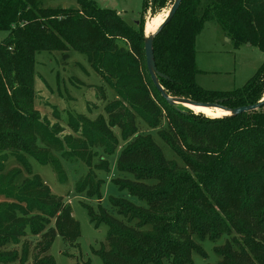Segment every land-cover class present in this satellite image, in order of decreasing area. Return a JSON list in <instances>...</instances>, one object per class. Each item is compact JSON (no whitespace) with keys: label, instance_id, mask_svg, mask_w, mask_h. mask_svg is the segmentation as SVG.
Segmentation results:
<instances>
[{"label":"trees","instance_id":"1","mask_svg":"<svg viewBox=\"0 0 264 264\" xmlns=\"http://www.w3.org/2000/svg\"><path fill=\"white\" fill-rule=\"evenodd\" d=\"M173 2L143 0L140 19L129 24L92 0H78L76 10L45 9L38 0H0V32L7 33L0 42V264H21L26 259L27 250L18 254L7 246L27 235L40 237L32 264H54L47 253L56 237L68 243L79 238L70 207L38 176L17 186L20 170L8 179L1 175L6 155L14 156L29 175L26 157L41 166L50 164L63 181L60 163L49 159L52 151L70 162L85 161L89 155L88 161L89 149L111 154L118 144L115 129L127 142L117 159L118 171L133 179L113 183L145 207L111 198L110 206L121 220L100 206L96 211L85 207L95 228L107 226L103 244L93 251L103 264H192L193 252L206 258L193 236L215 244L231 230L239 239L232 237L214 249L220 258L216 264H263L264 105L237 117L195 121L190 112L180 110L182 106L171 107L161 98L146 69L142 25L147 10L166 5L170 9ZM209 21L234 48L251 45L264 54V0H182L153 41L156 70L163 76L159 85L171 98L221 102L229 110L257 104L264 98V63L239 90L213 92L196 84L195 43ZM69 50L85 56L100 79L98 89L105 87L112 95L105 117L91 122L97 136L86 132L87 143L71 149L38 119L33 91L35 55L62 52L66 61ZM163 113L177 126L158 137L185 164L189 157L206 167L209 184L198 181L209 204L201 191L189 195L187 189L195 185L165 159L150 135H137L139 122L157 130ZM134 135L135 141L129 142ZM98 168L106 171L107 164L101 160ZM87 185V195L98 197L100 182L90 173L78 182L77 192H84Z\"/></svg>","mask_w":264,"mask_h":264},{"label":"rangeland","instance_id":"2","mask_svg":"<svg viewBox=\"0 0 264 264\" xmlns=\"http://www.w3.org/2000/svg\"><path fill=\"white\" fill-rule=\"evenodd\" d=\"M38 1L45 9H78V0ZM92 1L100 8L114 10L129 24L140 19L143 0ZM168 11L169 5L160 10H147L143 17L142 25L144 39L154 32L164 20ZM6 37V32H0V42ZM224 37L222 32L217 29L215 23L211 21L204 24L200 34L197 36L195 63L199 73L195 78V82L206 91L229 93L242 89L264 63V54L256 47L241 45L234 48ZM67 54L69 57L66 61L62 59V52H41L35 55L33 91L35 93L34 109L39 115L38 119L51 131L57 140L62 144L66 143L71 149L77 143H87L86 132L97 136L95 126L91 122H94L100 116L105 117L104 108L111 102L112 95L105 87L104 90L98 89L102 86L100 79L89 66L83 54L72 50H69ZM180 110L190 112L195 121L208 117L226 116L223 112H219L220 115L217 116V112L205 115L184 107H180ZM138 124L137 135L141 137L150 135L161 148L165 159L171 160L181 173L189 179L190 184L195 185V189H187L189 195H198V191H201L199 195L202 196L204 192L200 189L201 185L198 179L209 184L206 167L196 164L189 157H186L188 163L185 164L158 137V134L167 136L169 128L177 126L173 118L169 114L163 113L161 125L157 130H148L142 123L139 122ZM113 132L118 144L111 154L104 153L102 148L86 149L88 152L91 151L88 161L89 155L85 157V161L76 158L75 161L70 162V160L63 159L61 152L52 151L49 159L51 162L58 160L60 163L65 174L63 181L57 178L50 164L41 166L29 157H26V161L31 167V175L27 174L14 156L9 153L1 162L3 168L1 175L4 178L8 179L13 172L20 170L21 174L14 181L15 185L18 186L22 182L31 181L34 176H38L52 195L61 197L64 203L70 207L71 215L79 225V238L76 242L72 241L70 243L60 237L55 238L47 253L53 259L54 264H103L93 251L103 244L107 226L100 224L98 228H95L90 222L85 207L96 211L97 207L100 206L119 220L121 218L116 215L110 206L109 200L111 198H122L135 206L145 207L143 202L135 197H130L126 191H119L113 183L116 179H133L131 175L118 171L117 159L127 142L121 139L119 130L115 129ZM135 136H132L129 142L135 141ZM66 149L65 151H67ZM101 160L107 164L106 171L98 168ZM89 173L95 177L96 181L100 182L98 197L96 198L95 196L87 195V191L90 189L89 185L82 193H78L76 190L78 182H83ZM148 184H153V182H148ZM205 199L209 204V198L206 196ZM232 237L239 239L235 231L231 230L229 235H223L214 244L208 239L200 242L199 239L193 236V241L200 245L206 254V258H201L200 255L193 252L190 257L191 263L216 264L220 258L214 249L223 245ZM39 241L40 237L27 235L19 240L17 244H9L7 249L16 250L18 254L21 250L24 252L27 250V257L21 264H32L37 252L35 247ZM40 257H43V255H40Z\"/></svg>","mask_w":264,"mask_h":264},{"label":"water","instance_id":"3","mask_svg":"<svg viewBox=\"0 0 264 264\" xmlns=\"http://www.w3.org/2000/svg\"><path fill=\"white\" fill-rule=\"evenodd\" d=\"M181 2L182 0H174L172 6L170 7L169 11L167 12L166 17L164 18L160 26L144 39V55H145L146 69H147L148 75L150 77V80L154 88L160 94L161 98L171 107L182 106L188 109L187 108L188 106H192V107L207 108V109H217V110L224 111L225 113H227L226 116H230V117H237L245 113H250V112L259 110L264 105V98L255 105L245 106V107H240V108L229 110L225 108L224 106H222L221 102L197 103V102H194L188 99H183V98H171L167 96V94L161 88L158 82V78H163V76L159 74L156 70L154 55H153V41L155 37L161 32V30L174 17Z\"/></svg>","mask_w":264,"mask_h":264},{"label":"bare ground","instance_id":"4","mask_svg":"<svg viewBox=\"0 0 264 264\" xmlns=\"http://www.w3.org/2000/svg\"><path fill=\"white\" fill-rule=\"evenodd\" d=\"M166 15V14H165ZM163 21V20H162ZM162 23V22H161ZM160 23V24H161ZM160 24L157 26V28L160 26ZM156 28V29H157ZM155 29V30H156ZM154 30V31H155ZM189 110H195V111H198V112H200V113H203V114H205V115H210V114H212V112H217V116H219L220 115V113L219 112H223V113H225L224 111H221V110H217V109H207V108H199V107H192V106H188L187 107ZM226 115H227V113H225Z\"/></svg>","mask_w":264,"mask_h":264},{"label":"crops","instance_id":"5","mask_svg":"<svg viewBox=\"0 0 264 264\" xmlns=\"http://www.w3.org/2000/svg\"><path fill=\"white\" fill-rule=\"evenodd\" d=\"M216 25V24H215ZM216 27H217V25H216ZM217 29H219L218 27H217ZM223 35V34H222ZM224 39H226V41H229V39L227 38V37H224Z\"/></svg>","mask_w":264,"mask_h":264}]
</instances>
